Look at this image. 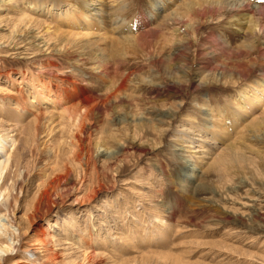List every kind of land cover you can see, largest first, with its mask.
<instances>
[{
	"label": "rangeland",
	"instance_id": "1",
	"mask_svg": "<svg viewBox=\"0 0 264 264\" xmlns=\"http://www.w3.org/2000/svg\"><path fill=\"white\" fill-rule=\"evenodd\" d=\"M33 1L68 11L73 6L69 0ZM118 1L107 0L103 15H131L132 46L115 51L122 52L119 75L132 76L119 94L123 101L112 99L111 105L104 102L114 89L95 71L94 59L101 56L86 47L87 40L67 47V54L42 55L23 40L17 42L22 48L10 49V30L23 26L11 7L27 0L1 4L0 141L13 156L0 182V217L15 225L5 233L18 247L3 264H39L34 251H43L45 243L42 264H264V113L259 106L241 112V119L230 115L237 112L239 93L263 77L257 65L241 78L231 71L209 73L224 63L248 64L251 57L241 47L248 26L243 32L229 23L220 26L208 18L217 15L213 11L207 18L194 9L187 14L186 0H166L160 18L147 24L151 0ZM173 12L201 26L197 42L183 50L189 66L172 75L148 59L174 51L163 45L168 39L157 27ZM174 21L167 22L179 28ZM48 22L66 27L61 19ZM50 32L51 47L63 46L67 35ZM214 32L232 48L210 40ZM116 79L118 84L122 78ZM86 98L93 114L84 127L72 124L63 109L77 113ZM47 188L54 193L52 204L43 198Z\"/></svg>",
	"mask_w": 264,
	"mask_h": 264
},
{
	"label": "bare ground",
	"instance_id": "2",
	"mask_svg": "<svg viewBox=\"0 0 264 264\" xmlns=\"http://www.w3.org/2000/svg\"><path fill=\"white\" fill-rule=\"evenodd\" d=\"M10 1L11 0H0V8L2 6L1 4H3V3L9 4V3H11ZM111 1L112 0H110V2ZM168 1H170V0H168ZM69 2H71V4L73 5V6H68L71 8L70 11L67 10V7L65 9H63L61 7V5H58V4L48 5V2H46V1L38 3L37 1H33V0H27L26 5L24 4V6H20L17 8L11 7L12 9L15 10V14L22 16L21 19H19V20L16 19V20L20 21V23L22 22L23 26L21 28L20 26H18V24L14 25L15 28L13 30H10V32H9L10 39L9 40L7 39L8 42H5V43H7L9 47L11 45H13V48L15 50H19L20 48H22V46L19 47L20 43H17L19 40L20 41L23 40V41H21V43H24V45L26 43H28L27 41H29V45L30 44H32V46L35 45L36 48H39V50H40L38 52H40V54L43 55V53H47L48 51L50 52V54H52L53 52L60 53V54L61 53L67 54L69 51V49L67 47H69V46L72 47V45L75 46L77 44L78 40L79 41L81 40V43H83L84 40L85 41L87 40L86 43H88L87 44L88 46L85 44L86 47L88 49L91 48L92 51H94L93 52L94 54H96V55L99 54L101 56V57H97V59H94V62H95L94 64H97L96 68L94 67L95 71L97 70V72L99 73L101 78H103L106 81H109V84L111 86V90L114 89L112 94L107 95L108 99L106 102H104V104L111 105L112 99L114 100L115 103L123 101V99L121 98V96H119V94L124 92V84L126 82H128V80H130V77L132 75L131 74L119 75L118 71L120 69V65L122 62V59H120V57H121L120 54L122 52H120L118 54L119 57H117L118 55H117V52L115 50H117L119 48V46H124V47L129 46L132 42V41L131 42L128 41L130 34L133 33V30H130V28H128V26H132L131 15L124 14L122 11H121V13H117L115 11L114 13L112 12L113 13L112 16H109V17L104 16L103 13L107 10L105 8V7H107V5H106L107 0H69ZM110 2H107V3H110ZM166 2H167L166 0H158V1L157 0H151L148 4L149 5V8H148L149 14H144L145 15L144 22H147V24H153L154 21H156L158 18H160L161 13H162V9L166 6L165 5ZM252 3L253 2H251V0H194V1L186 0L182 3V7L184 9H186L188 12L187 14H189L192 9L200 11V13L202 12L203 14L201 13V15L205 16V18H207L206 17L207 14L210 15V13L211 14L213 12L216 13L218 15V16L216 15L217 17L215 15L214 16L210 15L208 18H210V19L212 18L215 21H219L218 25H220V26H223L225 23H229L230 27H235L236 29H239V31H241V32H243V30L241 29L243 25L248 26L247 28L249 31L246 30L247 31L246 34L243 33L246 40H244V42L241 46L242 49L245 50L244 53L246 54V56L251 57L248 64H237L236 66H231L228 63H224L223 65L221 64L222 65L221 67L217 66L215 68L213 67L214 69H210L209 73H211V75L216 76L220 73V76H222L226 72L230 73V71H231L233 74H237V75H239L238 77H240L244 73H247V74L250 73L253 69H255L254 65H257V68L259 69V75L261 77H263L262 80H260V81H264V27H262V25H261V23L264 21V0H256L255 1L256 4L255 3L252 4ZM261 3H262V5H261ZM90 4L91 5L95 4L94 6H96V8H93V7L91 8ZM116 8H118V7L116 6ZM7 9H9V8H7ZM178 9H180V8H178ZM98 11H100L99 14H98ZM180 11L181 10H179L178 12H180ZM211 11H213V12H211ZM178 12L169 13L170 15L164 16L161 20L162 23L158 24L159 26H157V27H159L158 29L160 31H162V33H161L162 36H164L165 38L168 39L167 41L163 39L164 40L163 45H166V47L169 46L170 48L174 47V51H172V54L169 55L167 58H164V59H162L161 56H159V55H155V56L152 55V57H149V59H148V62H150L152 66L155 65L156 63L159 65L163 64L165 70L172 75L177 74L178 72L182 73V71L185 72L184 69L187 68L185 66L186 65L189 66L190 63H188V59L184 56L183 50L187 49L186 46L188 44H190L191 42H194V43L197 42L198 38L196 39V37L198 35V30L201 26V25L198 26L192 22H189V20L187 21V19H190V18L189 17H187V19L184 18L185 16H183L182 14H178ZM89 15H92V17L90 16V18H89ZM41 17H43L44 19L43 18L40 19ZM57 19H61L62 26L65 25L66 27L61 28V26H57V25H54L55 27H52L53 23L48 22V20L55 22ZM133 19L134 18H132V20ZM172 19L175 20L174 23L179 24L181 26L179 28L173 29L172 24L167 22V21H171ZM98 23H101V24H98ZM108 24H111L112 27H108ZM262 24L264 25V23H262ZM140 25H143V24L140 23ZM11 27L13 28V26H11ZM18 27H20V28H18ZM73 28L77 29V31L74 30V32H73ZM166 28L168 31H170L172 29V32H171L172 36L170 33H169L170 36L168 35V33H163L164 29L166 30ZM182 28L184 29L183 32H181ZM51 29H54V30H51ZM18 30L20 31V33ZM50 31H53L56 34V36L59 35V33H62V34L64 33L65 35H67L65 40H64L65 46L63 45L59 48L55 47V46H54L55 48L51 47V44H52L51 38L49 39V37H50L49 35L51 34ZM164 34L165 35L167 34L168 37H166ZM174 34H176V35H174ZM63 35H62V37H63ZM179 35H181V37ZM213 35H212L213 39L210 38V40H213V42L216 45L220 46L222 49H225L226 51L232 48V47L228 46V43H227V41H225V39L223 40L222 37L218 38V36H219L218 34H216L214 32ZM0 37H1V34H0ZM3 38H0L1 43L4 40ZM5 41H6V39H5ZM61 41H62V39H61ZM131 46H132V44H131ZM218 46H216V47H218ZM101 47H103V48L100 49ZM11 48L12 47H10V49ZM107 50L109 51V53L111 52V54L114 53L115 55L113 56V54H112V56L109 55L108 58H105L106 54L104 55L103 53ZM26 51H27V49H26ZM49 52H48V54H49ZM213 53H211V54H213ZM214 55L215 56L212 58H213V60L214 59L216 60L218 54L214 53ZM47 56L48 55H46V57ZM47 61H48V59H47ZM190 69H191V67H190ZM157 71H158V73H161L159 69H157ZM187 71H188V69H187ZM165 72H163V73H165ZM189 73H191V71ZM46 75H48L49 78L54 76L53 73H50V71H47ZM118 76H120L122 79H121V82H118V84H117L116 78ZM70 82L73 83L72 81H67L68 84ZM188 83L190 84V82H188ZM7 93H9V92H7ZM9 95H10V93H9ZM43 98H44V100H47L48 102H50V100H52L51 98H47L45 96H43ZM237 101H238L237 102V112H234V114H233L232 113L233 111H231L230 115H232V117H235V115H236L237 118L241 119L242 118L241 112H243L245 114L251 113L256 108H258L259 106H261V108L264 111V82H262V83L255 82L252 84H248L247 88L245 87L243 89V91H241L239 93V98L237 99ZM61 102H62V100L56 102L57 106H60L58 103L61 104ZM88 102H90V98H86L83 101V103H78V105H80V106H84L86 103V106L81 111H79L77 113L73 112L74 109L71 110L69 108H64L63 112L67 115V120L70 122L75 121L78 125L81 123V125H83L82 127H84L85 124H83V123H85V121L87 122V120L90 118L89 116L91 115V113L94 112L93 107L87 106ZM223 110H225V109H223ZM228 110L229 109L226 108V111H228ZM263 111H262V113H264ZM229 112H230V110H229ZM229 112H225L223 114H229ZM38 118L35 120V124H36V122H38ZM226 121H227V119H226ZM76 123H74V124H76ZM229 125H230V127L233 126V124L231 125V123H229ZM83 129H85V128H83ZM81 131H82V129H81ZM3 136H6V135H3ZM1 139H2V137H0V140ZM11 144L13 146L15 144V142L11 141ZM6 149H7V146H5L3 144V142L0 141V182H1L4 174L8 173V170H9L10 165H11V159L13 156L12 152H9V151L7 152ZM4 152H6L5 155H3ZM198 152H199L198 149L191 151V153H198ZM53 194L54 193L50 189H48V188L45 189V191L43 192L44 200L47 203L50 202V204H52L51 200H52ZM0 198H2V199L5 198L3 196V193L0 194ZM76 202H77V200H76ZM9 204H10V200H9V196H8V200H7V204H6L8 206V209H9ZM1 219L2 218L0 217V264H3L4 262H6L9 259V256H10L9 253H11L14 250L15 251L18 250V247L14 245V242L16 239L12 238L7 233H5L10 229V227H13V226L15 227V225H13V223L11 221H10V223L6 224ZM5 236H8V237H5ZM2 240L4 242H2ZM45 242H47L48 245L53 244V245H55V247L57 245H60L59 244L60 241L58 242V239H57V241L56 240L54 241V239H49L48 241L45 240ZM45 244H44V249H43V247H41L43 249V251H41V250L37 251L36 248H34L36 250V251H34V252H36V253H34V256H36L35 262H37L39 264L40 263L42 264V262H41L42 259L40 257L42 255V253L46 252V251L48 252V250L46 249L47 245H45ZM41 246H43V245H41ZM31 249H33V248H31ZM91 253L93 254V251ZM91 253H90V255H91ZM52 256H53V259L55 261H58V254L57 253L52 254ZM59 258H60V256H59ZM85 258H86V256H85ZM20 262H24V261H17V263H15V264H19Z\"/></svg>",
	"mask_w": 264,
	"mask_h": 264
}]
</instances>
